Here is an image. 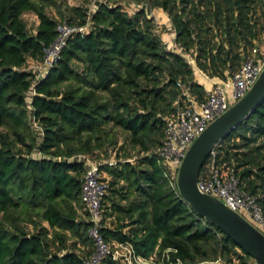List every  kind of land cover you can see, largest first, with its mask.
<instances>
[{
    "label": "trees",
    "instance_id": "16d2710c",
    "mask_svg": "<svg viewBox=\"0 0 264 264\" xmlns=\"http://www.w3.org/2000/svg\"><path fill=\"white\" fill-rule=\"evenodd\" d=\"M146 1L167 14L174 48L209 83L224 81L254 46L264 51L263 0ZM90 6L89 31L70 37L36 77L29 67L41 62L58 22L84 24ZM25 13L36 17L35 27ZM181 53L166 48L144 8L128 13L113 0L65 8L57 0H0V264H84L94 250L81 201L85 164L72 157H96L121 133L122 154L100 164L109 181L101 201L108 243L126 242L151 264H256L180 197L156 154L173 102L205 95ZM211 159L223 172L232 169L264 215V99L217 143L201 171ZM102 264L123 263L107 257Z\"/></svg>",
    "mask_w": 264,
    "mask_h": 264
},
{
    "label": "built area",
    "instance_id": "2783aa9c",
    "mask_svg": "<svg viewBox=\"0 0 264 264\" xmlns=\"http://www.w3.org/2000/svg\"><path fill=\"white\" fill-rule=\"evenodd\" d=\"M92 8L93 6H90L84 24H70L66 20L58 22L57 36L49 46L44 47L41 62L29 67L37 73L36 77L44 75L55 64L70 37L75 34L84 35L89 31L91 23L89 16ZM189 63L194 65L193 61ZM263 66L264 51L254 46L250 55L237 69L231 71L224 81L210 83V86L205 88L202 100H188L180 103L177 99L173 102L174 110L165 121L162 144L156 149L163 168L171 178L176 180L182 158L194 139L211 121L248 91ZM183 93H187L185 88ZM32 123L39 131L41 130L35 121ZM210 155L213 156V150ZM72 158L85 164L81 183V201L91 221L88 234L93 242L94 250L84 264H102L107 257L123 264H151L150 259L135 255L128 243L119 242L111 245L104 239L101 232L103 219L101 201L109 189V181L104 178L100 169L101 163L96 157L79 154ZM197 183L202 192L219 198L264 233L262 209L255 198L239 185V180L232 169L223 172L211 159L205 168L200 170Z\"/></svg>",
    "mask_w": 264,
    "mask_h": 264
},
{
    "label": "water",
    "instance_id": "95a60500",
    "mask_svg": "<svg viewBox=\"0 0 264 264\" xmlns=\"http://www.w3.org/2000/svg\"><path fill=\"white\" fill-rule=\"evenodd\" d=\"M264 2V0H263ZM264 99V66L248 91L230 105L192 142L176 176L180 197L206 222L217 226L243 249L256 264H264V233L219 198L198 188V175L207 157L236 125Z\"/></svg>",
    "mask_w": 264,
    "mask_h": 264
},
{
    "label": "rangeland",
    "instance_id": "374dc122",
    "mask_svg": "<svg viewBox=\"0 0 264 264\" xmlns=\"http://www.w3.org/2000/svg\"><path fill=\"white\" fill-rule=\"evenodd\" d=\"M58 4L60 3L62 8H65L66 6H81L84 3V0H57ZM113 1H117L126 11H128V13H132L135 12L138 8H144L146 10V13L148 15L149 18L153 19V22L156 25V31L158 33H160L161 38L163 40V42L166 44V48L167 49H174V51L181 53L180 47L174 48V34L172 32V28H171V24L169 21V17L167 16L166 13H164L161 9L155 8L153 10L149 9V5L148 2L146 0H113ZM58 7H54V6H50L47 7V12L54 18H57L58 20L60 19V16L57 12ZM24 20L28 23L30 28H33L36 26V17L32 14V13H25L23 15ZM261 46L264 48V34L261 35ZM182 55H184L186 57V59L189 60V62L192 61V59H190L188 57V54H184L181 53ZM194 62V61H193ZM193 69H194V73L195 74V79L199 80L200 77L198 76V71L195 67V65H192ZM202 81V80H200ZM31 127H33L34 129L38 130L36 128V126L33 125V123L31 122ZM39 126V125H38ZM39 131V130H38ZM38 131L36 132V139H40V133H38ZM40 132V131H39ZM125 137L123 135V133H121L119 135V142L113 146H107V149L105 152L100 153L98 155H96V158L98 159V161L100 163H106V162H113V153H115V151L117 150V153H119L120 155L122 154V151L118 152V147H123L125 144ZM129 149H126V151ZM137 150H131V156H132V160H136V154ZM105 155V156H104ZM209 158V156L207 157V159ZM207 159L205 161V163L207 162ZM204 163V164H205ZM106 177H110L108 174H106ZM251 220V219H250ZM109 220H106V224ZM255 262V261H254Z\"/></svg>",
    "mask_w": 264,
    "mask_h": 264
},
{
    "label": "crops",
    "instance_id": "0c3cea01",
    "mask_svg": "<svg viewBox=\"0 0 264 264\" xmlns=\"http://www.w3.org/2000/svg\"><path fill=\"white\" fill-rule=\"evenodd\" d=\"M199 80H202L201 82L203 83V85L205 86V88H208L210 86V83L207 79H199Z\"/></svg>",
    "mask_w": 264,
    "mask_h": 264
}]
</instances>
